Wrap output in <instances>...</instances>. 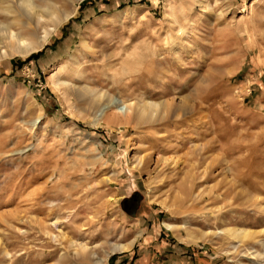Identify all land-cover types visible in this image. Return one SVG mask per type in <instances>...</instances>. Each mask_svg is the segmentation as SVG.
<instances>
[{
  "label": "rangeland",
  "instance_id": "1",
  "mask_svg": "<svg viewBox=\"0 0 264 264\" xmlns=\"http://www.w3.org/2000/svg\"><path fill=\"white\" fill-rule=\"evenodd\" d=\"M31 2L69 17L37 51L0 58V264L246 263L215 234L264 229V0ZM74 58L101 98L53 86L85 85ZM109 98L157 115L109 124L113 109L96 115Z\"/></svg>",
  "mask_w": 264,
  "mask_h": 264
},
{
  "label": "bare ground",
  "instance_id": "2",
  "mask_svg": "<svg viewBox=\"0 0 264 264\" xmlns=\"http://www.w3.org/2000/svg\"><path fill=\"white\" fill-rule=\"evenodd\" d=\"M43 8L44 7H42V10L36 8L35 6H33L31 0H15L14 4L12 5H1L0 15L5 17V21H0V58L7 57L10 55L27 56L30 53L37 51L45 44L49 35L55 29L54 27L60 21L66 20L69 17V13H65L64 15L53 17L54 19H48L49 15H52V13H50L52 11H50L48 7H46V9ZM50 22L51 24H49ZM49 25L52 26L50 27V29ZM74 67L76 68L75 72L73 73L76 76L77 80L82 79L85 82L86 76H84L85 74L83 75L84 67L79 58H74L73 69ZM55 77H52L53 86H67V88H69L70 90H77V94L89 95L98 99L102 97L98 90H96L92 86L90 87L86 84V82L85 85H81L78 87H69L68 85L70 83L68 80L66 81L59 79V77ZM157 106V104L142 102H130L127 104L123 100L109 98L106 103H104L97 110L96 115H102L103 111L113 109V111H111L109 113V116L107 117V122L109 124L112 123L118 124L119 126H126L130 125L132 119H135V117L143 121H149L150 118L156 117ZM131 110H133L134 113L133 115L129 116L128 114L131 112ZM134 123L138 125L139 122L135 121ZM172 163H176V161L172 159ZM204 176L205 175H201L199 177L203 178ZM52 225L56 226L57 220L53 221ZM165 227L169 230L177 228L170 223H165ZM46 233L48 234V232ZM210 234L214 233L205 232L200 233L198 236L189 234V236L184 238L182 241L188 245H198L201 242L207 243L206 240L210 241V239L212 238ZM215 235H217L219 239H221L224 243L229 246H226V248L223 250L225 255H230L233 257H236L238 255L240 257V260L244 259L246 262H241L242 264H264V229H260V231L257 232H252L245 227L234 228L224 226L220 230V232L218 234L216 233ZM61 236L63 235L61 234ZM136 239L137 236H135L133 240L127 243L116 241L108 244L107 249L104 250V256L101 260L113 253L128 251L133 246ZM251 241H256L257 244L260 245L261 250H255L251 246H248L247 244H249ZM232 242H236V244H233ZM71 244L75 249V256L90 254V252L93 253L92 249H89L87 247V244L85 243ZM5 256L9 259L11 258L10 254L6 251Z\"/></svg>",
  "mask_w": 264,
  "mask_h": 264
},
{
  "label": "crops",
  "instance_id": "3",
  "mask_svg": "<svg viewBox=\"0 0 264 264\" xmlns=\"http://www.w3.org/2000/svg\"><path fill=\"white\" fill-rule=\"evenodd\" d=\"M165 223H167V222H164L163 223V226H164V228L167 230V231H171V232H173V233H176L179 229L177 228V229H173V230H169V229H167L166 227H165ZM176 234H178V233H176ZM179 235V234H178ZM178 235H175L176 237H177V239L179 240L180 238L178 237ZM163 237V236H162ZM183 239H180V241H182ZM183 242V241H182ZM162 244H167V243H165V242H162ZM134 245V244H133ZM189 245H193V244H189ZM195 245V244H194ZM163 246H166V245H163ZM168 246L170 247V248H174L175 247V245L174 244H168ZM177 248L178 247H175V250H171L172 251V253H176V250H177ZM131 249V248H130ZM129 249V250H130ZM128 250V251H129ZM170 250V249H169ZM126 252V251H125ZM170 252V251H169ZM177 252H178V250H177ZM117 253H122V252H117ZM171 253V252H170ZM180 253V252H179ZM170 255V254H169ZM171 256H173V254H171ZM170 262H171V264H173V258H169V257H167V258H162V260H161V262H160V264H170ZM153 264H159V261H157V260H155L154 262H153Z\"/></svg>",
  "mask_w": 264,
  "mask_h": 264
}]
</instances>
